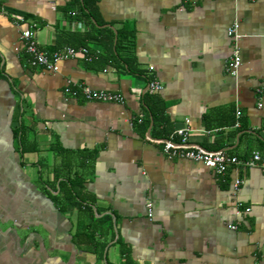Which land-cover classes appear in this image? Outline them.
Wrapping results in <instances>:
<instances>
[{
    "label": "crops",
    "instance_id": "0c3cea01",
    "mask_svg": "<svg viewBox=\"0 0 264 264\" xmlns=\"http://www.w3.org/2000/svg\"><path fill=\"white\" fill-rule=\"evenodd\" d=\"M98 10L117 40L132 31V52L90 39L91 61L51 72L29 63L15 16L54 52L90 31L77 4L0 0V264H264V165L218 174L162 143L189 128L192 148L264 157V0H99ZM236 46L238 77L226 71ZM69 79L124 102L70 96ZM151 80L164 89L152 94ZM76 175L82 207L61 186Z\"/></svg>",
    "mask_w": 264,
    "mask_h": 264
},
{
    "label": "built area",
    "instance_id": "2783aa9c",
    "mask_svg": "<svg viewBox=\"0 0 264 264\" xmlns=\"http://www.w3.org/2000/svg\"><path fill=\"white\" fill-rule=\"evenodd\" d=\"M3 11L4 8H3ZM77 15V12H73ZM15 19L18 22H24L27 24L26 29L22 32V39L25 43V52L28 56L29 63L33 67H40L47 71L57 72L60 70L61 62L70 57L84 56L88 60H92L94 55L91 53L87 46H73L66 45L54 52L44 50L38 43L37 39V23L29 20L25 16L16 15ZM80 28H85L86 23L78 20ZM238 24H235L229 29L230 36L234 37L237 41L239 39ZM242 65V57L239 47L236 46L234 52L230 56L226 71L235 76H239V71ZM152 94L161 92L164 89L163 84L158 80H151L148 87ZM65 91L68 95L73 97L83 96L86 100L103 101V102H118L123 103L124 97L118 92L98 90L91 86L83 83H76L72 79L67 81ZM263 106V102L260 103ZM238 117L241 116L242 112L238 111ZM236 126L240 127L241 122L238 120ZM174 135H178L180 139L175 141L173 137L162 140L163 151L170 158H186L197 162H202L207 167L211 168L218 174H225L228 170L234 166H255L264 165V157L260 151L254 152L250 158H239L238 156L228 154L223 150H206L203 148L195 147L192 148L188 145L190 137V129L182 128L175 131ZM244 181L237 179L235 187L238 188ZM150 216H153V204L148 203ZM233 229L237 228V225H232Z\"/></svg>",
    "mask_w": 264,
    "mask_h": 264
},
{
    "label": "trees",
    "instance_id": "16d2710c",
    "mask_svg": "<svg viewBox=\"0 0 264 264\" xmlns=\"http://www.w3.org/2000/svg\"><path fill=\"white\" fill-rule=\"evenodd\" d=\"M77 4L79 10V18L83 19L86 24H88L91 28L90 31L80 32L73 34L71 44L73 46L78 45H86V42L90 39H96L99 43L106 48H110L111 50L114 47L116 35L114 31L110 28H102L99 25L105 24L103 20H101L98 10V2L99 0H74ZM93 19L96 20L98 24L93 22ZM93 30H96L97 36L94 35ZM135 46L134 36L132 31L122 30L119 33L118 40L116 43L117 49L122 48L124 50H129L132 52ZM119 54V53H118ZM117 54V55H118ZM128 61L127 59H124ZM129 63V62H128ZM131 64V63H130ZM154 118L156 119L158 111L154 106H151ZM79 175H76L74 178L68 177L67 180L61 182L62 189L64 190L66 197L73 203L79 207L83 206V203L87 202L83 197L79 195V191L81 190L83 180Z\"/></svg>",
    "mask_w": 264,
    "mask_h": 264
},
{
    "label": "water",
    "instance_id": "95a60500",
    "mask_svg": "<svg viewBox=\"0 0 264 264\" xmlns=\"http://www.w3.org/2000/svg\"><path fill=\"white\" fill-rule=\"evenodd\" d=\"M93 22L97 24V22H96V20H95V19H93ZM108 26H110V27H113L111 24H110V25H108ZM116 40H117V38H116Z\"/></svg>",
    "mask_w": 264,
    "mask_h": 264
}]
</instances>
